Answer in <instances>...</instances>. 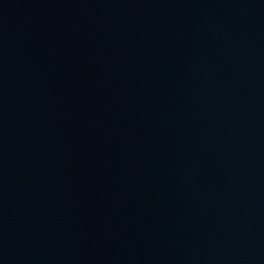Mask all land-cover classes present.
Listing matches in <instances>:
<instances>
[{"label":"water","instance_id":"95a60500","mask_svg":"<svg viewBox=\"0 0 264 264\" xmlns=\"http://www.w3.org/2000/svg\"><path fill=\"white\" fill-rule=\"evenodd\" d=\"M0 264H121L74 208L1 139Z\"/></svg>","mask_w":264,"mask_h":264}]
</instances>
